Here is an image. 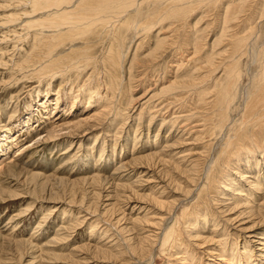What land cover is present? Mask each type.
Instances as JSON below:
<instances>
[{
  "label": "rangeland",
  "instance_id": "rangeland-1",
  "mask_svg": "<svg viewBox=\"0 0 264 264\" xmlns=\"http://www.w3.org/2000/svg\"><path fill=\"white\" fill-rule=\"evenodd\" d=\"M101 1L0 0V264H264V0ZM236 189L261 223L225 221Z\"/></svg>",
  "mask_w": 264,
  "mask_h": 264
},
{
  "label": "bare ground",
  "instance_id": "bare-ground-1",
  "mask_svg": "<svg viewBox=\"0 0 264 264\" xmlns=\"http://www.w3.org/2000/svg\"><path fill=\"white\" fill-rule=\"evenodd\" d=\"M95 1V0H94ZM104 1V0H103ZM103 1H101V2H103ZM57 3V2H56ZM48 6V5H47ZM78 6V5H77ZM46 8V7H45ZM98 12V11H97ZM96 13V12H95ZM54 14V13H53ZM61 15H63V14H61ZM67 15V14H66ZM65 18V17H64ZM72 19V18H71ZM82 19V18H81ZM77 24V23H76ZM81 24V23H80ZM79 24V25H80ZM93 25V24H92ZM249 41V40H248ZM263 77V82H262V84L259 86V94L256 96V99H255V102L256 103H261V102H263L264 103V72H263V75H262ZM261 81H262V79H261ZM256 86V85H255ZM255 88V87H254ZM253 88V89H254ZM257 91V90H256ZM261 92V93H260ZM251 96H252V94H251ZM248 97H249V95H248ZM249 100V99H248ZM249 105V104H248ZM256 105V104H255ZM264 105V104H263ZM257 106V105H256ZM251 107V106H250ZM264 107V106H263ZM260 108V107H259ZM245 109H246V107H245ZM256 109V108H255ZM263 110V109H262ZM258 111H260V109H258ZM258 111H256V112H258ZM264 112V111H263ZM245 113V112H244ZM259 113V112H258ZM256 113H254V115H255ZM257 115H259V114H257ZM252 116V115H251ZM244 118V117H243ZM262 118H263V115H262ZM82 119V118H81ZM251 119H252V117H251ZM260 119H261V117H260ZM231 120V119H230ZM253 122V121H252ZM252 122H251V124H252ZM257 122V121H256ZM233 123V122H232ZM255 123V122H254ZM264 123V122H263ZM70 125V124H69ZM79 125H81V124H78V126ZM85 125V124H84ZM95 126V125H94ZM247 126V125H246ZM252 126V125H251ZM83 127H85V126H83ZM92 127V126H91ZM248 127V126H247ZM88 127H86V129H87ZM250 132V131H249ZM237 133H238V131H237ZM253 133V132H252ZM239 135V134H238ZM253 135V134H252ZM236 137V136H235ZM245 137V136H244ZM234 138V137H233ZM231 139H232V137H231ZM230 138H229V140H231ZM243 140V139H242ZM247 140H249V141H251L253 144H257V142H256V139L254 138V136L252 137H250L249 139H247ZM232 141H234V140H232ZM236 141V140H235ZM241 141V140H240ZM231 142V141H230ZM250 143V142H249ZM230 144V143H229ZM228 143H227V146H226V144L224 145L227 149H229L230 148V146L231 145H229ZM239 144V143H238ZM247 144V143H246ZM255 145H254V147H255ZM242 146V145H241ZM257 146V145H256ZM247 148H248V146H247ZM255 148H257V147H255ZM246 149V148H245ZM231 150V149H230ZM235 150H236V148H235ZM259 150V149H258ZM250 151V150H249ZM256 151V150H255ZM254 151V152H255ZM260 151V150H259ZM243 152V149H242V151H241V153ZM253 152V151H252ZM253 152V153H254ZM232 153V152H231ZM229 154V153H228ZM255 154H257V153H255ZM215 155V154H214ZM237 155V154H236ZM151 155H148L147 154V156H141L140 158H137L136 159V162H139L140 161V163L141 162H144V160H145V158L147 159H151L152 157H150ZM241 156H242V154H241ZM253 156H255L254 154H253ZM156 157V156H155ZM232 157V156H231ZM249 157V156H248ZM248 157H246L247 159H248ZM256 157V156H255ZM230 158V157H229ZM233 158V157H232ZM254 158V157H253ZM160 159V158H159ZM228 159V158H227ZM238 159V158H237ZM151 160H153V159H151ZM156 160V159H155ZM155 160H154V162H155ZM162 160V159H161ZM236 160V159H235ZM148 161V160H147ZM164 161V160H163ZM232 161V160H231ZM256 161V160H255ZM159 162V161H158ZM161 162V161H160ZM162 163V162H161ZM142 164H144V163H142ZM153 164H155V163H153ZM158 164V163H157ZM232 165V164H231ZM137 166V165H136ZM246 166H248V165H246ZM159 167V166H158ZM234 169V168H233ZM247 172V171H246ZM245 172V173H246ZM250 172V171H249ZM243 173V172H242ZM252 173H253V171H252ZM210 174V173H209ZM249 174V173H248ZM248 174H246V175H243L242 177H244V178H247V177H249L250 178V176H248ZM190 177V176H189ZM262 178V177H261ZM202 179V178H201ZM257 179V178H256ZM226 180H228V179H226ZM255 180V179H254ZM254 180L252 179V181H250L249 180V183L251 184L250 186H252L251 188H258L259 190H260V186H258V184H260L261 182H260V180H259V183H258V181L256 180L255 181V183H253L254 182ZM247 182V181H246ZM208 183V182H207ZM258 183V184H257ZM264 183V181L262 182V184ZM209 184V183H208ZM228 184V183H227ZM211 185V184H210ZM247 185V184H246ZM240 186V185H239ZM124 188L126 187V186H123ZM248 188H249V186H248ZM263 187L261 186V189H262ZM204 189V188H203ZM232 189H233V187H231V188H229V190L230 191H232ZM234 189H235V187H234ZM250 189V188H249ZM212 187H210L209 189H207V193H206V195H209L210 197H211V194H212ZM243 190V189H242ZM247 190V189H246ZM258 190V191H259ZM176 191V190H175ZM194 191V190H193ZM235 192H231V194H230V197H220V202L221 203H225L226 205H228V206H224V207H226V208H221V209H223L224 210V212H228L229 210H235V212L236 213H231V214H233L234 215V217H226V219H225V221H232L234 218H238V220L235 222V223H238L239 222V226H241V227H244V228H251V227H253V226H255L256 224H258V223H261V221H263L262 219H260V218H258V217H260V214H259V212H258V210H257V208L254 206V205H251V204H248V203H246V202H243V201H241L240 200V198H242L243 197V195H244V193H242V192H240V190L239 189H236V190H234ZM250 191H251V189H250ZM264 191V190H263ZM262 191V192H263ZM179 192H180V190H179ZM184 192V191H183ZM261 192V193H262ZM252 193V192H251ZM259 193V192H258ZM257 193V194H258ZM264 193V192H263ZM199 194L200 193H198L197 194V197H196V200H193V201H195L196 202V204H202V202H201V200H200V198H199ZM196 195V194H195ZM213 195H214V193H213ZM212 195V196H213ZM227 195H229V194H227ZM248 195H250V194H248ZM263 195V194H262ZM252 196V195H251ZM261 196V195H260ZM206 197V196H205ZM263 197H264V195H263ZM109 198V197H108ZM158 198V197H157ZM247 198V197H246ZM249 198H250V196H249ZM260 198V197H259ZM262 198V197H261ZM151 199V198H150ZM156 199V198H155ZM162 199V198H161ZM255 199H257V198H254V200ZM263 199V198H262ZM261 199V200H262ZM186 200V199H185ZM217 200V199H216ZM260 200V199H259ZM260 200V201H261ZM152 201H154V198H153V200ZM156 201H157V203H160V205L162 206V205H164V203H163V201L161 202V200H158V199H156ZM174 201V200H173ZM218 201H219V199H218ZM246 201V200H245ZM249 201V200H248ZM255 201H258V200H255ZM264 201V200H263ZM165 202V201H164ZM168 202V201H167ZM170 202V201H169ZM169 202L168 203H166L165 205H167V204H169ZM178 202V201H177ZM231 202V203H230ZM249 202H251V201H249ZM108 203V202H107ZM186 203V202H185ZM220 203V204H221ZM253 203V202H252ZM256 203V202H255ZM260 204H262V208H263V210H264V202L262 203V202H260ZM108 205V204H107ZM114 205V204H113ZM170 205H171V203H170ZM205 205V204H204ZM256 205V204H255ZM176 206V205H175ZM97 207H98V205H97ZM113 207V206H112ZM116 207V206H115ZM162 207H164V206H162ZM167 207V206H166ZM169 207V206H168ZM177 207H179V206H177ZM182 207V206H181ZM258 207V206H257ZM89 208V207H88ZM96 208V207H95ZM200 208V207H199ZM260 208V210H261V207H259ZM163 209V208H162ZM164 209H165V207H164ZM177 209V208H176ZM115 210V209H114ZM169 209H167V211H168ZM107 211H109L108 209H107ZM166 211V212H167ZM185 212V211H184ZM221 212V211H220ZM160 213V212H159ZM167 213H170V212H167ZM197 213V212H196ZM119 214V213H118ZM117 214V215H118ZM182 215H183V212L181 213ZM199 214V213H198ZM230 214V213H229ZM120 215V214H119ZM171 215L172 214H170V216H169V218L171 217ZM181 215V216H182ZM186 215V214H185ZM190 215V214H189ZM210 215V214H209ZM262 215V214H261ZM123 216V215H122ZM226 216V215H225ZM116 217V216H115ZM183 217V216H182ZM163 216L161 215V216H159V218H158V220H154V221H152V219L151 220H149V218H146V219H144V221H146V225H147V227L148 228H150V227H155L156 225H158V223L161 221V220H163ZM178 218V217H177ZM186 218V217H185ZM251 219V218H253V219H258L257 221H259L258 223H257V221L256 222H253V223H249V222H247V223H245L246 221H243V220H246V219ZM197 219L198 220H195L196 222H197V225H199L198 223L200 222V221H202L203 219H208L207 217H206V214L204 213V212H202V214H199V215H197ZM187 220H189V219H187ZM135 221H140V222H143V219H140V218H136V220ZM184 221H185V223L187 222L188 224H190L191 222L190 221H186L185 219H184ZM206 221V220H205ZM234 221V220H233ZM251 221V220H250ZM241 222V223H240ZM264 222V221H263ZM116 223H117V221H116ZM201 224H202V222H200ZM220 222H218V224H219ZM227 223V222H226ZM125 224V223H124ZM200 224V225H201ZM211 224H215V223H211ZM218 224H217V226H218ZM249 224V225H248ZM146 225H144V226H146ZM194 225V224H193ZM199 225V226H200ZM203 225H206V223L204 222V224ZM210 225V224H209ZM227 225V224H226ZM198 226V229L199 228H201V226L199 227ZM261 226V225H260ZM122 227V226H121ZM189 227H191V225H188V228ZM216 227V226H215ZM124 228V227H123ZM131 228V227H130ZM129 228V229H130ZM194 228V226H192V228H189V229H193ZM203 228V227H202ZM207 228V227H206ZM205 228V229H206ZM125 229V228H124ZM123 229V230H124ZM197 229V228H196ZM211 229V228H210ZM213 229H214V227H213ZM217 229V231H219L218 230V228H216ZM215 229V230H216ZM224 227H223V232H224ZM133 230V229H132ZM157 229H155V228H151V229H149L147 232H146V235H142L141 237H139L138 239H135L134 237H131L130 239H127V241H126V243H129V249H130V251H131V253H132V255L133 256H136L137 257V259L139 258V259H143V258H146L145 256H149V255H151V251H153L155 248H156V244L157 245H159L158 244V241H165V240H168L169 239V234L167 233V231L166 232H162V231H160L159 233H158V231L159 230H157ZM212 230V229H211ZM226 230H228V229H225V231ZM120 231H122V229L120 230ZM126 231V230H125ZM130 231V230H129ZM128 231V232H129ZM202 231V230H201ZM208 230H206V232H207ZM230 231V230H229ZM128 232H126L127 233V235H129L128 234ZM149 232V233H148ZM196 232H197V230H196ZM195 231L193 232H191V235L193 236V238L195 239H203L202 240V244H204V243H206L207 241L210 243V241L211 242H213L214 243V236H212V237H207V236H202V235H197V234H195L196 233ZM228 232V231H227ZM242 232H243V230H242ZM246 232V231H245ZM244 232V233H245ZM122 233H123V231H122ZM198 233H199V231H198ZM203 233V232H202ZM212 233H214V232H212ZM211 233V234H212ZM219 233V238L222 236L221 235V232H218ZM254 233V232H253ZM195 234V235H194ZM217 234V233H216ZM215 234V235H216ZM246 234V233H245ZM126 235V236H127ZM132 234H130V236H131ZM221 235V236H220ZM190 236V235H189ZM232 236V235H231ZM214 237V238H213ZM250 239H251V244H253L252 242H255V244H259L260 245V247L258 248L259 250L260 249H264V233H261V234H259V233H255L254 235H252V236H248ZM254 237H257V240H255L254 239ZM125 239V240H126ZM132 239H133V241H132ZM172 239H173V236H172ZM193 239V240H194ZM216 239V238H215ZM174 240L175 241H173L174 243L173 244H177V245H179V247H180V245L182 244V243H180L181 241H180V237L178 236V233H177V235H175V238H174ZM201 241V240H200ZM215 241H218V243L216 242V243H214V244H216V246H218V249L220 248L219 246H222L224 243H225V240H224V238H222V239H216ZM236 241V240H235ZM246 241V240H245ZM167 242V241H166ZM165 242V243H166ZM247 242V241H246ZM125 243V242H124ZM123 243V244H124ZM164 244V243H163ZM200 244V243H199ZM237 244V243H236ZM250 244V245H251ZM170 245V244H169ZM172 245V244H171ZM227 245V244H226ZM165 246H167V245H164V247ZM175 246V245H174ZM245 246V245H244ZM248 246H249V243H248ZM254 246H256V245H254ZM161 247H162V245H161ZM170 247H172V246H170ZM201 247V246H200ZM176 248H177V246H176ZM216 248V247H215ZM223 248V247H222ZM243 248H245L246 249V247H243ZM88 249V248H87ZM91 249V248H90ZM164 249V248H163ZM170 249V248H169ZM183 249V248H182ZM217 249V248H216ZM248 249H250V247L248 248ZM95 250H97V249H95ZM171 250V249H170ZM174 250V249H173ZM176 250V249H175ZM179 250V249H178ZM208 250V249H207ZM229 250V249H228ZM252 250V249H251ZM258 250V251H259ZM91 251V250H90ZM93 251V250H92ZM240 251H241V249H240ZM240 251H238V253L240 252ZM261 251V250H260ZM172 252V251H171ZM180 252V251H179ZM209 252L212 254V255H217V254H215V253H217L216 251H208V254H209ZM219 252V251H218ZM243 252V251H242ZM126 253H128V252H126ZM176 253V252H175ZM174 253V254H175ZM182 253V252H181ZM183 253H185V252H183ZM190 253V252H189ZM228 253V252H227ZM227 253H225V254H227ZM241 253V252H240ZM239 253V254H240ZM173 254V253H172ZM191 254V253H190ZM232 254V253H231ZM256 254V253H255ZM262 254V253H261ZM210 255V254H209ZM249 255V254H248ZM108 256V255H107ZM181 256V255H180ZM186 256H189V255H186ZM225 256V255H224ZM232 256V255H231ZM236 256V255H235ZM237 256H239V255H237ZM236 256V258L238 259V257ZM260 256V255H259ZM263 256V255H262ZM113 257H115V256H113ZM116 257H118V255L116 256ZM115 257V258H116ZM176 257H177V255H176ZM179 257V256H178ZM178 257L176 258V259H178ZM182 257V256H181ZM186 258V257H185ZM185 258H183V262H181V260L179 261V262H181V264H187L186 263V259ZM247 258V257H246ZM260 258L261 259H263L261 256H260ZM188 259V258H187ZM229 259V258H228ZM234 259V258H233ZM241 259V258H240ZM179 260V259H178ZM189 260V259H188ZM221 261H223V262H226L227 264L230 262V261H228L227 260V258H222V259H220ZM230 260H231V258H230ZM235 260V259H234ZM256 260V259H255ZM190 261V260H189ZM192 262V261H191ZM128 264H131V262L130 261H128L127 262ZM135 264V263H134ZM149 264V263H148ZM170 264H172V263H170ZM177 264V263H176ZM214 264V263H213ZM246 264V263H245Z\"/></svg>",
  "mask_w": 264,
  "mask_h": 264
}]
</instances>
